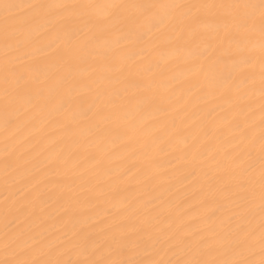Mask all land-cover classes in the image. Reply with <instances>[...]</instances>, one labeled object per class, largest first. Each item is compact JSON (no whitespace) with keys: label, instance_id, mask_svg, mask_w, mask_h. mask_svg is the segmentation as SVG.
<instances>
[{"label":"snow or ice","instance_id":"6c2138e0","mask_svg":"<svg viewBox=\"0 0 264 264\" xmlns=\"http://www.w3.org/2000/svg\"><path fill=\"white\" fill-rule=\"evenodd\" d=\"M0 8V264H264V0H0ZM169 49L175 65L155 59ZM52 53L56 72L44 62ZM257 63L258 121L248 71ZM75 65L88 66L86 81ZM182 66L196 78L186 92L169 75ZM97 69L105 75L94 78ZM220 98L228 114L218 119V107L206 106ZM174 114L199 135L178 143ZM225 128L223 146L206 147ZM81 152L94 169L114 154L121 167L149 169L173 157L170 166L200 171L207 219L229 214L219 228L196 230L161 219L176 214L174 205L148 218L143 210L155 201H143L141 190L119 221L101 214L65 230L76 209L64 207L63 235L53 239L36 206L61 187L56 178L70 161L79 167ZM90 191L105 202L130 200L118 180Z\"/></svg>","mask_w":264,"mask_h":264},{"label":"bare ground","instance_id":"6f19581e","mask_svg":"<svg viewBox=\"0 0 264 264\" xmlns=\"http://www.w3.org/2000/svg\"><path fill=\"white\" fill-rule=\"evenodd\" d=\"M11 3L24 4L28 3H47L53 2V0H9ZM24 10H13L10 15H18L23 13ZM5 11L0 8V26H2L3 17ZM55 53L50 54L49 57L44 58V62L47 68L53 72H56L55 68ZM2 56V53H0ZM175 54L173 50L169 49L165 52L164 56L156 57L161 64L167 62L169 65H175L177 61L174 58ZM90 69L87 65H75L74 72L78 74L79 79L86 81V73ZM255 73L256 84V97L255 104L257 111L255 113L257 121L259 120V65L257 63L254 69L248 70ZM105 75L103 69H97L94 78H100ZM178 83H182L183 90L187 89L195 83L196 78L189 73L183 66L177 68L175 71L169 74ZM51 83V81H50ZM187 99V96H185ZM206 107H218V119L226 116L227 105L224 98L217 99L212 104ZM176 117L177 128L180 130V135L177 137V142L182 144L186 137H192L199 135L198 128L192 125L190 120L181 119L178 114H174ZM172 117H169L171 119ZM36 127H39L37 122ZM258 131V129H257ZM33 129L25 131V135H32ZM227 134V129L214 130L213 137L210 139L206 147H212L214 144H221L224 142L219 139L221 135ZM3 137L4 133L0 130V158L3 156ZM34 139H39L38 136H34ZM68 151V149H66ZM177 156L180 153H176ZM173 157H164L158 161V166L154 168H146L142 162L137 161L133 164L128 162L121 167V161L117 155H113L112 161L106 162L101 168H92L89 161L85 159L83 152L80 153V165L79 167H73L72 162H69L66 172H62L57 178V183L61 186L57 191L51 192L48 196H45V200H48L47 204L36 206V219L37 223H40L39 217H43L42 228L48 229L54 239L57 236L63 235L60 229L64 226V220L68 218L64 216V207H73L76 209L71 217V221L67 224L65 230H70L73 225L79 227H88L92 224V220L101 219V214L110 213L107 218L109 221H119L121 216L125 213V204L134 201L137 196H141V190H143L142 200L149 201L154 200V204H150L148 208L143 210L142 215L151 218L156 216L157 213L163 212L170 206H176L173 210L176 213L174 216L168 217L162 216L161 219L174 220L178 224L183 223L185 227L193 230L202 228H219L221 221L229 213H218L208 220L203 210L199 206V201L207 195L206 192L200 191V185L202 183L201 173L197 169L196 175H190L188 171L179 170L178 165H169L168 160ZM218 159L223 160L222 156ZM120 168V171H125L128 167H131L133 171L128 176L122 177L118 173L115 174L113 179L109 178V170H115ZM143 169V172H140ZM213 176L217 173L214 168L209 169ZM81 172L85 174L81 176ZM256 179H259V171L257 169ZM118 180L121 187L126 189L125 196L130 197V200H125L123 197L120 200L107 201L103 198L97 200L93 193L90 191L95 185L102 186L106 191L110 186ZM3 177L2 170H0V204L3 201ZM146 181V182H144ZM258 192V184H257ZM49 196L51 197L49 199ZM218 203L223 204L225 201L219 200ZM256 203H259L258 197ZM258 220V217H257ZM94 230V229H92ZM3 239L2 224H0V242ZM258 258V257H257Z\"/></svg>","mask_w":264,"mask_h":264}]
</instances>
